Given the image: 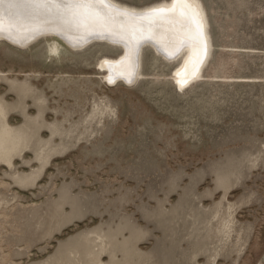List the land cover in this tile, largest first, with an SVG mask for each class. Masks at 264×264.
I'll list each match as a JSON object with an SVG mask.
<instances>
[{
  "label": "rangeland",
  "instance_id": "374dc122",
  "mask_svg": "<svg viewBox=\"0 0 264 264\" xmlns=\"http://www.w3.org/2000/svg\"><path fill=\"white\" fill-rule=\"evenodd\" d=\"M201 2L211 54L184 91L151 46L131 84L99 71L122 55L105 42H0L23 141L0 162V264H264V0Z\"/></svg>",
  "mask_w": 264,
  "mask_h": 264
},
{
  "label": "bare ground",
  "instance_id": "6f19581e",
  "mask_svg": "<svg viewBox=\"0 0 264 264\" xmlns=\"http://www.w3.org/2000/svg\"><path fill=\"white\" fill-rule=\"evenodd\" d=\"M208 27L201 0H170L142 9L115 0H0V42L27 48L54 36L75 51L95 41L121 48L119 58L105 57L98 64L111 83L141 78L142 51L151 46L167 62L181 58L171 77L184 91L203 77L212 46ZM6 115L0 104V162L11 164L23 141L6 124Z\"/></svg>",
  "mask_w": 264,
  "mask_h": 264
},
{
  "label": "snow or ice",
  "instance_id": "6c2138e0",
  "mask_svg": "<svg viewBox=\"0 0 264 264\" xmlns=\"http://www.w3.org/2000/svg\"><path fill=\"white\" fill-rule=\"evenodd\" d=\"M97 2H99V3H104L105 0H97ZM174 2H177V3H184V2H187V0H174Z\"/></svg>",
  "mask_w": 264,
  "mask_h": 264
}]
</instances>
